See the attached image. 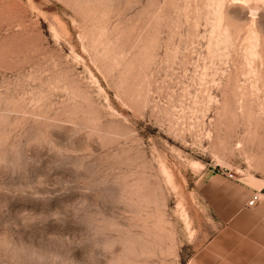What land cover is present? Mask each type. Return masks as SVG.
Instances as JSON below:
<instances>
[{"label": "rangeland", "instance_id": "rangeland-1", "mask_svg": "<svg viewBox=\"0 0 264 264\" xmlns=\"http://www.w3.org/2000/svg\"><path fill=\"white\" fill-rule=\"evenodd\" d=\"M243 188L264 0H0V264H184L202 200Z\"/></svg>", "mask_w": 264, "mask_h": 264}, {"label": "crops", "instance_id": "crops-1", "mask_svg": "<svg viewBox=\"0 0 264 264\" xmlns=\"http://www.w3.org/2000/svg\"><path fill=\"white\" fill-rule=\"evenodd\" d=\"M253 194L202 200L184 264H264V198Z\"/></svg>", "mask_w": 264, "mask_h": 264}, {"label": "built area", "instance_id": "built-area-1", "mask_svg": "<svg viewBox=\"0 0 264 264\" xmlns=\"http://www.w3.org/2000/svg\"><path fill=\"white\" fill-rule=\"evenodd\" d=\"M255 198H256V196H255ZM253 201H251V203H252Z\"/></svg>", "mask_w": 264, "mask_h": 264}]
</instances>
